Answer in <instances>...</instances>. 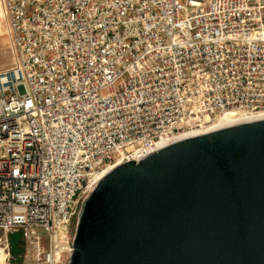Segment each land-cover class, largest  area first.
<instances>
[{"label":"built area","instance_id":"2783aa9c","mask_svg":"<svg viewBox=\"0 0 264 264\" xmlns=\"http://www.w3.org/2000/svg\"><path fill=\"white\" fill-rule=\"evenodd\" d=\"M0 14V242L20 237V264L61 263L106 167L264 109V0H0Z\"/></svg>","mask_w":264,"mask_h":264},{"label":"water","instance_id":"95a60500","mask_svg":"<svg viewBox=\"0 0 264 264\" xmlns=\"http://www.w3.org/2000/svg\"><path fill=\"white\" fill-rule=\"evenodd\" d=\"M65 245L60 264H264V116L109 167L76 199Z\"/></svg>","mask_w":264,"mask_h":264},{"label":"bare ground","instance_id":"6f19581e","mask_svg":"<svg viewBox=\"0 0 264 264\" xmlns=\"http://www.w3.org/2000/svg\"><path fill=\"white\" fill-rule=\"evenodd\" d=\"M257 116H264V109H259V110H254V111L229 110V111L224 112L221 115L215 116L214 118L208 119L206 124H200L199 126H191L188 129L179 130L177 133L174 134L172 138L185 135L188 133L196 132L199 130L207 129L210 127H214V126H218V125H222V124H226V123H230V122H234V121H238V120H242L246 118L257 117ZM167 139H170V138L162 137L156 141L155 145ZM134 155H136V152L133 154V156ZM119 162L120 161H118L117 163ZM109 167H106L105 169L100 171L98 174H96L94 179H96L99 175H101ZM6 258H7V255L4 252V249L0 247V264H5Z\"/></svg>","mask_w":264,"mask_h":264},{"label":"rangeland","instance_id":"374dc122","mask_svg":"<svg viewBox=\"0 0 264 264\" xmlns=\"http://www.w3.org/2000/svg\"><path fill=\"white\" fill-rule=\"evenodd\" d=\"M12 55L9 47V38L5 30V23L3 18L0 14V69L6 68L11 64ZM4 234L3 231L0 230V237ZM9 236V245L6 248L4 243L0 242V247L5 248L4 252L7 255L5 259V264H10L11 260H18L21 261L23 242L21 241L20 237L16 238ZM15 243V244H14Z\"/></svg>","mask_w":264,"mask_h":264},{"label":"trees","instance_id":"16d2710c","mask_svg":"<svg viewBox=\"0 0 264 264\" xmlns=\"http://www.w3.org/2000/svg\"><path fill=\"white\" fill-rule=\"evenodd\" d=\"M12 237H14V240H16L15 237L18 238L19 236L18 235H12ZM21 250H23V248H21Z\"/></svg>","mask_w":264,"mask_h":264}]
</instances>
